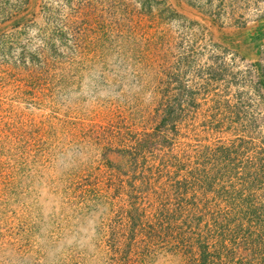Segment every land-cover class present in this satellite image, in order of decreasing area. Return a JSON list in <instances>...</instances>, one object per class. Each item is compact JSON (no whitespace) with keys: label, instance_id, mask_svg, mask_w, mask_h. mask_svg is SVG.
Returning <instances> with one entry per match:
<instances>
[{"label":"rangeland","instance_id":"374dc122","mask_svg":"<svg viewBox=\"0 0 264 264\" xmlns=\"http://www.w3.org/2000/svg\"><path fill=\"white\" fill-rule=\"evenodd\" d=\"M0 264H264V0H0Z\"/></svg>","mask_w":264,"mask_h":264},{"label":"trees","instance_id":"16d2710c","mask_svg":"<svg viewBox=\"0 0 264 264\" xmlns=\"http://www.w3.org/2000/svg\"><path fill=\"white\" fill-rule=\"evenodd\" d=\"M151 134L150 133H146V134H144V137L146 138V137H149ZM153 135V134H152ZM142 142V140L140 139L139 140V144ZM126 152V149H119V153H121V154H124ZM128 160V159H127Z\"/></svg>","mask_w":264,"mask_h":264}]
</instances>
